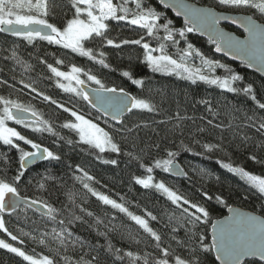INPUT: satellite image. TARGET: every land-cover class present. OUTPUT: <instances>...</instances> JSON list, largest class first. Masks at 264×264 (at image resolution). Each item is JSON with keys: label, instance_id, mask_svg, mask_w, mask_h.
I'll return each instance as SVG.
<instances>
[{"label": "trees", "instance_id": "1", "mask_svg": "<svg viewBox=\"0 0 264 264\" xmlns=\"http://www.w3.org/2000/svg\"><path fill=\"white\" fill-rule=\"evenodd\" d=\"M193 1L220 10L251 14L262 23L264 22V16L254 9L236 10L219 5L218 0ZM57 3L59 6L55 9V15L49 16L48 19L57 26H63L67 19L72 18L74 9L69 0H57ZM144 4L146 7L156 8L164 14V17L172 20L173 27L179 29L186 26L181 19L160 6L156 0H144ZM129 7L134 8V3L130 2ZM160 23H165L163 17ZM236 31L241 34L240 31ZM108 35L119 42L122 39H139L144 32L135 26L128 25L127 22L111 21ZM161 35H163L162 30ZM145 39L149 38L145 37ZM176 39L179 41V48H187V44L191 43L195 49H199L209 59L218 60L226 66V68H216L210 75L225 77L230 69L244 78L238 81L236 86L244 87L252 84L257 100L264 103V77L243 64L234 63L216 55L214 43L200 38L195 32L187 33L186 41L179 35ZM149 42L156 47L157 41L150 40ZM85 46L94 48L97 52L104 51L107 54V63L111 67L104 68L87 57L71 53L70 50L58 45H50L39 38L29 43L23 37L0 32V96L18 99L25 104L33 105L45 119L52 122L56 131L65 137L64 140H60L51 134L33 133L31 129H25L22 125L18 126V131L23 135L49 147L61 157L60 160H43L36 166L25 170L17 184L20 194L32 200L45 201L61 209L62 213L58 219L64 218L66 223L71 218L68 212L70 208L75 211L76 215L82 216L81 220L75 221L68 227L74 237L81 238L84 247L81 249L77 245L57 255L50 251V248L56 247L54 242L50 243V248H45L29 237L23 236L20 229L38 236L51 231L53 227H58L34 209L25 212L21 208L15 213L5 215L6 226L13 234L24 239V245H20L19 241H11V238L3 232H0V238L15 246L23 247L29 254L42 253L56 256L57 264H64L62 257L65 255L72 260H79L81 256L85 260L96 257L94 264H128L127 258L119 261L113 253L108 251L109 241L115 248L122 251L131 250L141 255L153 253L159 257L161 254L155 248V242L142 229H139L135 222L110 205L103 204L102 201L88 193L80 181L75 179L76 175H80L75 166L80 165L95 177L91 185L98 192L125 203L135 214L144 215L147 209L156 215L157 221H150V226L161 234L162 246H170V250H174L175 254L188 258L190 254L188 247H180L176 243V240L186 239L185 228L178 227L175 223L169 224L168 221L167 214L175 210V205L155 189H145L135 182L134 177L146 176L147 172L145 168L140 167V161L126 155L127 152L139 155L146 166H150L154 159L165 158L168 150L179 152L176 159L188 173L187 176H172L160 169H154L153 175L156 180H164L166 184L191 201L207 207L212 213L213 220L225 215L227 209L225 204L216 199L217 196L222 197L227 205L235 204L264 214L262 211L264 197L222 166L223 163H232L255 174L264 175V131L258 130L259 122H264L261 120L264 118V110L258 109L255 101L242 92H228L226 89L205 81L197 80L193 83L175 74L154 72L143 61V50L140 46L123 45L119 49L107 45L101 47L99 40L87 42ZM12 50L32 65L29 71H25L21 65L10 58ZM167 51L175 56L177 47L169 42ZM57 59L64 61V64L59 65L61 70H69L71 65L75 64L97 75L108 87H122L137 98L149 99L157 106V111L133 110L124 117L123 127L132 128L135 124L142 126L133 129L131 133L117 131L121 128V124L101 117L86 101L64 92L56 86L54 78H49L51 73L46 64L41 61L55 65ZM195 59L196 57L193 60ZM125 70L130 71L134 79H143L144 86L135 85L128 77H124L122 72ZM21 80L25 84L34 83L39 91L45 92L58 103H63L103 124V127L111 132L120 144L121 152L119 154L98 153V150L89 149L87 145L81 143L68 144L67 139L78 141V137L71 130L62 128V125L74 118L57 105L43 101L35 93H31L30 89L20 83ZM5 81L7 83H4ZM91 85L96 86L94 83ZM204 100L210 102L212 112L209 111V105L202 103ZM177 113L184 119L177 121L175 119ZM249 117L253 119L250 120ZM208 121H212V124ZM177 123L179 127H174ZM253 124L256 126L253 127ZM198 129H203V131H198ZM181 141L188 145L191 151L185 150ZM19 143L24 147L23 142ZM206 143L220 144L222 148L209 152L203 148ZM155 145H159V148ZM24 148L28 150V146ZM0 154H2L0 155V177L11 180L19 169V152L0 142ZM97 155L101 158L97 159ZM252 156H256L257 159L252 160ZM113 159L117 161V164L104 163V160ZM201 169L206 170V174L202 173ZM47 177H52V179H47ZM41 183H44L43 188L40 187ZM204 192H207L212 199L209 200L204 196ZM69 193L75 195L76 205H82L84 209L94 213V216L90 217L81 212L80 208L74 207L68 199ZM176 214L179 215V212ZM96 217H99L103 223L97 225ZM172 227H178V231L173 233ZM209 229L210 226L207 228L210 239ZM199 230L204 231L203 228ZM129 232L136 236L140 241L139 244L128 239ZM101 233H107V235H101ZM172 236H175L176 240H173ZM169 259L172 264V258ZM201 261L202 264H216L210 255H201ZM0 264H27V262L14 253L0 249ZM137 264H143V262L138 261Z\"/></svg>", "mask_w": 264, "mask_h": 264}, {"label": "snow or ice", "instance_id": "2", "mask_svg": "<svg viewBox=\"0 0 264 264\" xmlns=\"http://www.w3.org/2000/svg\"><path fill=\"white\" fill-rule=\"evenodd\" d=\"M130 2L134 3V8L129 7ZM160 2L166 3V0H160ZM69 3L74 9L72 18L67 19L63 26H57L48 19L49 16L55 15V9L59 6L57 0H0V32H9L13 36L23 37L29 43L39 38L42 41H47L50 45H58L63 49L70 50L71 53L87 57L104 68L111 67L107 63V54L104 51L97 52L94 48L86 47L87 42L99 40L101 47L107 45L117 49L123 45L140 46L143 50V61L154 72L175 74L191 80L193 83L197 80L205 81L232 93L242 92L256 102L258 109L264 110V103L257 100L252 84H247L244 87L236 86L237 82L244 78L233 73L230 69L225 77L210 75L216 68H226V66L219 61L205 57L191 43L187 44V48H179V41L176 39V36L179 35L186 41L187 33L206 32L210 40L216 43L217 52L226 49L229 53L235 51L237 58L244 60L249 67L259 66L260 70L264 71V23H259L253 16H226L217 14L211 8L196 7L184 3L183 0H172L167 6L176 9L178 16L183 15L186 25L184 28L177 29L173 27V21L164 17V14L156 8L146 7L144 0H119V2H114V0H69ZM218 4L233 9H254L261 16H264V0H218ZM162 17L165 19V23H160ZM228 19L234 24H239L248 33L244 40L228 35L219 29L221 20ZM111 21L127 22L128 25L142 30L144 35L140 36L139 39H122L117 42L108 35ZM161 30L163 35H161ZM145 37L149 39L146 40ZM150 40L157 41L156 47L152 46ZM169 42L177 47L175 56L167 51ZM193 57H199L200 64L198 66L191 62ZM10 58L21 65L25 71L32 68V65L24 61L15 50H12ZM41 62L46 64L51 73L49 78L55 79L58 88L86 101L93 109H98L105 116L110 115L113 121H119L121 128L117 131L131 133L133 129L142 126L135 124L132 128H124L125 112L130 113L133 110L157 111V106L149 99L137 98L122 87H108L97 75L75 64L71 65L69 71H63L59 67V65L64 64L63 60L57 59L55 65L44 60ZM206 72L208 74H205ZM122 75L128 77L133 84L144 86L145 81L134 79L130 71L125 70ZM20 83L24 84L25 88L30 89L31 93H35L43 101L57 105L58 108L70 113V116L74 118V120H67L62 125V128L71 130L78 137V141L67 139L68 144L81 143L87 145L89 149L98 150V153L119 154L121 152V146L112 133L101 127L99 123L71 107H66L63 103H58L45 92L39 91L34 83L25 84L23 80ZM93 83L96 85L94 88L91 87ZM202 103L209 105L210 112L213 111L209 101L204 100ZM175 119L180 121L184 118L177 113ZM249 119L251 120L253 117H249ZM261 120L264 121V118ZM9 122H15L16 125H22L25 129H31L33 133H48L60 140L65 139L56 131L52 122L45 119L33 105L25 104L18 99L0 96V142L19 152L17 174L11 180L0 177V232L10 237L11 241H19L20 245H24V239L13 234L6 226L5 215L15 213L21 208L25 212L35 209L42 217H47L58 227H53L51 231L38 236L20 229L23 236L29 237L45 248H50V243L54 242L56 247L50 248V251L57 255L61 251L67 252L69 248H75L77 245L82 249L84 242L81 238L74 237L68 227L75 221L81 220L82 216L76 215L75 211L70 208L68 212L71 218L66 223L64 218L58 219L62 213L61 209H57L45 201L21 196L17 186L30 165L40 160H60L61 157L49 147L23 135L16 127L10 126ZM208 123L212 124V121H208ZM252 126L255 127L256 125L253 124ZM174 127H179V123ZM258 130L264 131V122H259ZM198 131H203V129H198ZM19 142L30 146L32 150H26ZM195 142L199 143V141ZM181 145L185 150L191 151V148L185 145L183 141H181ZM155 147L159 148V145H155ZM203 148L211 152L221 150L222 146L206 143ZM126 155L140 161V167L145 168L147 172L146 176L134 177L135 182L145 189H155L175 205V210L167 214L168 221L169 224L175 223L178 227L185 228L186 239L176 240L175 236H172V239L176 240L178 246L188 247L190 254L188 258H182L175 254L174 250H170V246L163 247L161 234L150 226V221H157L156 215L147 209H145L144 215L135 214L129 210L125 203L118 202L116 199L98 192L91 185L95 177L91 176L80 165H76V170L80 175H76L75 179L80 181L83 188L99 201H102L103 204L110 205L135 222L139 229H142L155 242V248L161 254L157 257L153 253L141 255L131 250L122 251L115 248L109 241L107 249L116 256L117 260L124 261L127 258L128 264H137L138 261H142L143 264H170L169 258L171 257L172 264H202L201 255H210L216 264H264V214L258 215L227 205L222 197L217 196L216 199L228 207L230 215L223 219L213 220L212 213L207 207L191 201L166 184L164 180L155 179L154 169L173 173L176 176L188 175L177 162L176 158L179 152L168 150L165 158L154 159L150 166H146L139 155L132 152H127ZM100 158L97 155V159ZM251 159L256 160L257 158L252 156ZM104 163L115 165L117 161L115 159L104 160ZM222 166L237 175L261 197H264V175L255 174L232 163H223ZM200 171L206 174V170L201 169ZM47 179H52V177H47ZM40 187L43 188L44 183H41ZM204 196L209 200L212 199L207 192H204ZM68 199L74 207L80 208L81 212L90 217L94 216V213L87 211L82 205L75 204L74 194L69 193ZM262 211H264V207H262ZM177 212L179 215L176 214ZM95 219L97 225L103 223L99 217ZM209 226L211 227L210 239L207 234ZM178 227H172L171 231L176 233ZM200 228H203L204 231H200ZM101 235L106 236L107 233H101ZM127 237L136 244L140 243L131 232L127 234ZM0 249L16 254L27 264H57L56 256L42 253L39 255L29 254L23 247L15 246L3 238H0ZM62 259L64 264H94L96 257L85 260L81 256L79 260H72L65 255Z\"/></svg>", "mask_w": 264, "mask_h": 264}, {"label": "water", "instance_id": "3", "mask_svg": "<svg viewBox=\"0 0 264 264\" xmlns=\"http://www.w3.org/2000/svg\"><path fill=\"white\" fill-rule=\"evenodd\" d=\"M156 2H157L160 6L164 7V8L167 9V10H169V11H170L175 17L181 19V20L185 23L183 15H179V16H178V15H177V10H176V9L167 6V4H170V3L172 2V0H166V3H161L160 0H156ZM183 2L186 3V4H190V5L196 6V7L211 8V9H213L217 14H223V15H226V16H240V15H250V16H252L251 14L242 13V12H233V11L230 12V11H226V10H220V9H218V8H216V7H213V6H208V5L198 4L197 2H195V1H193V0H183ZM253 18L256 19L259 23H262V21L258 20V19L255 18L254 16H253ZM263 23H264V22H263ZM218 27H219V29H220L222 32H224V33H226V34H228V35H232V36H234V37H236V38H238V39H240V40H244V39L248 36V33L245 32V30H244L243 28H241V27L239 26V24H234V23H232V21H231L230 19H228V20H221V22H220V24H219ZM231 27H232L233 29H232ZM236 30L240 31L241 34L238 33ZM194 32H195L200 38H205V39H207L208 41H211V42H212V40H210L209 35H208L206 32H202V31H194ZM4 33H6V34H11V33H9V32H4ZM11 35H12V34H11ZM213 39H215V37H213ZM214 45H215V47H214V53H215L216 55H218V56H220V57H222V58H225V59L228 60V61H231V62H234V63L243 64V66H244V65L247 66L249 69H251V70H252L253 72H255L256 74H258V75L264 77V71H261L260 68H259V66H256V67H249L248 64H247L244 60L237 58V53H236L235 51L229 53V51L226 49L225 51L217 52V51H216V43H214ZM91 87L94 88V87H96V86L91 85ZM125 91L129 93V91H127V90H125ZM130 93H131V92H130ZM132 95H133V94H132ZM133 96H134V95H133ZM90 107H91V106H90ZM94 110H95L96 112H98V113L101 115V117H104L105 119H107V120H109V121H111V122H113V123L120 124L119 121H113V120L111 119V116H110V115H109V116H105V115H104L101 111H99L98 109H94ZM130 113H131V112H130ZM128 114H129V112H125V113H124V117H125L126 115H128ZM42 161H43V160L37 161L35 164L30 165L26 170H28V169H30V168L36 166L37 164H39V163L42 162ZM177 162H178V161H177ZM178 164H179L180 167L183 168V166L181 165V163L178 162ZM183 169H184V168H183ZM184 170H185V169H184ZM169 174L172 175V176H176V175H174L173 173H169ZM176 177H179V176H176ZM21 196H22V195H21ZM230 206H235V207H237V208H239V209H241V210H243V211L254 212L255 214L261 215V214L255 212V211H253V210L247 209V208L242 207V206H239V205L231 204ZM34 210H35V209H34ZM35 211H36V210H35ZM37 212H38V211H37ZM228 215H230V213H229V211H228V207H227V209H226V214L223 215V216L220 217V218H217V219H223L225 216H228ZM214 220H215V219H214ZM209 236L211 237V227H210V229H209ZM255 259H258V258H255Z\"/></svg>", "mask_w": 264, "mask_h": 264}, {"label": "rangeland", "instance_id": "4", "mask_svg": "<svg viewBox=\"0 0 264 264\" xmlns=\"http://www.w3.org/2000/svg\"><path fill=\"white\" fill-rule=\"evenodd\" d=\"M114 2H115V0H114ZM236 10H238V9H236ZM205 56V55H204ZM206 57V56H205ZM208 58V57H207ZM193 59H194V57H193ZM192 59V63H195L197 66L200 64V59H199V57H196V59L195 60H193ZM216 61H218V60H216ZM220 62V61H219ZM221 64H222V62H220ZM70 70V69H69ZM69 70H63V71H69ZM205 74H208L207 72L205 73ZM210 74H212V73H210ZM83 78V77H82ZM65 105V104H64ZM66 106V105H65ZM66 107H68V106H66ZM75 110V109H74ZM80 112V111H79ZM81 114H83V115H85L84 113H82V112H80ZM86 117H87V115H85ZM87 118H89V117H87ZM74 120V119H73ZM95 122H97V123H99L98 121H96V120H94ZM10 124V123H9ZM100 124V126L101 127H103V124H101V123H99ZM10 126H13V125H11L10 124ZM105 128V127H104ZM106 129V128H105ZM26 145H24V147H25Z\"/></svg>", "mask_w": 264, "mask_h": 264}, {"label": "flooded vegetation", "instance_id": "5", "mask_svg": "<svg viewBox=\"0 0 264 264\" xmlns=\"http://www.w3.org/2000/svg\"><path fill=\"white\" fill-rule=\"evenodd\" d=\"M9 123H10L11 125H13V127H16L17 130H19V127H18L19 125H16L15 122H9ZM26 146H28V145H26ZM28 150H29V151L32 150L30 146H28Z\"/></svg>", "mask_w": 264, "mask_h": 264}]
</instances>
